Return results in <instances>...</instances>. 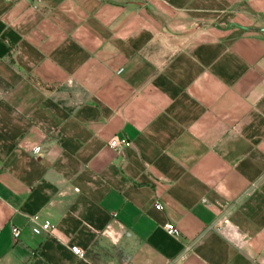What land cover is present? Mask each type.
<instances>
[{"label":"crops","instance_id":"1","mask_svg":"<svg viewBox=\"0 0 264 264\" xmlns=\"http://www.w3.org/2000/svg\"><path fill=\"white\" fill-rule=\"evenodd\" d=\"M0 264H264V0H0Z\"/></svg>","mask_w":264,"mask_h":264},{"label":"built area","instance_id":"2","mask_svg":"<svg viewBox=\"0 0 264 264\" xmlns=\"http://www.w3.org/2000/svg\"><path fill=\"white\" fill-rule=\"evenodd\" d=\"M125 143L124 140H121L117 137L111 139L108 143L109 147H111L114 150H118L119 148H121L123 146V144ZM39 149H35L34 153H38ZM159 209V207H157ZM32 233L34 235H42L43 233H50L51 232V226L49 224H45L43 226H34L31 228ZM166 230L168 232L169 235H173V236H177V230L175 229V227L173 225H167L166 226ZM11 232H12V237L14 239V241H19L21 238V234H22V230L15 226V225H11ZM72 252L78 256V257H83L84 256V252L79 249L78 247H74L72 248Z\"/></svg>","mask_w":264,"mask_h":264}]
</instances>
